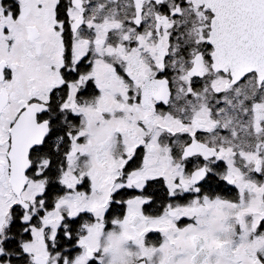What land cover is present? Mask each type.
<instances>
[{
    "label": "snow or ice",
    "instance_id": "obj_1",
    "mask_svg": "<svg viewBox=\"0 0 264 264\" xmlns=\"http://www.w3.org/2000/svg\"><path fill=\"white\" fill-rule=\"evenodd\" d=\"M0 264H264V0H0Z\"/></svg>",
    "mask_w": 264,
    "mask_h": 264
}]
</instances>
